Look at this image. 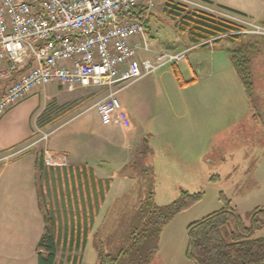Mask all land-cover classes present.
I'll return each instance as SVG.
<instances>
[{
	"label": "crops",
	"instance_id": "1",
	"mask_svg": "<svg viewBox=\"0 0 264 264\" xmlns=\"http://www.w3.org/2000/svg\"><path fill=\"white\" fill-rule=\"evenodd\" d=\"M145 7L146 0L138 6L137 10L141 12L138 16L142 17ZM185 46H188L186 39L179 47L168 45L158 49L150 45V48L160 51ZM202 46H208V50L197 49ZM202 46L191 50L194 51L191 54L193 63L187 55L184 62L174 66L182 81L191 83L180 85L174 67L165 66L117 92L121 108L129 117L126 126L102 124L95 109L91 108L101 97L92 104L83 105L81 99L71 96L88 88L67 93L55 85L32 94L0 116V264H37L36 246L44 231L45 216L54 223L56 264H97L101 240L105 246L110 245L105 238L111 237L113 229L116 230V221L123 220L119 216L115 224L110 222V215L116 213L117 207L119 212L122 211L121 204L131 208L126 212L130 214L127 228L124 227L126 234L130 231L131 212L141 202L142 189L140 186L137 197L135 190L131 192V185L126 189V183L139 181L141 185V176L130 165L143 138L159 136V128H154L153 122L159 124L166 113L176 109V102L183 105L185 113H174L175 117L184 118L188 113V135L194 138L195 116L191 112L196 111L189 110L183 99L178 103L174 95H181L183 90L192 86L210 90L215 80L227 78L234 70L226 52L228 47L217 50L214 43ZM140 54L145 57L152 55L142 51ZM251 62L254 76L256 57ZM59 95L69 102L67 110L71 113L67 119L57 122L54 119L53 126H50V120L39 124L37 120L45 109L44 102L50 97L59 99ZM196 101L194 97L192 103ZM35 128L47 134L40 150L44 164L40 172L36 167L38 152L31 150L34 142H30ZM48 157L59 158L64 164L46 165L44 160ZM214 164L215 161L210 165ZM103 165L108 167L107 170ZM199 173L205 175L202 168ZM211 176L215 175L210 173ZM39 177L44 184L42 191L37 182ZM115 189H119L117 195ZM129 193L135 196L131 202L125 200ZM106 251L109 252V247Z\"/></svg>",
	"mask_w": 264,
	"mask_h": 264
},
{
	"label": "rangeland",
	"instance_id": "2",
	"mask_svg": "<svg viewBox=\"0 0 264 264\" xmlns=\"http://www.w3.org/2000/svg\"><path fill=\"white\" fill-rule=\"evenodd\" d=\"M164 1L167 0H151L146 37L154 48L162 49L168 45L179 47L186 37L177 31L174 23L164 13ZM211 1L241 11L248 19L264 27V0ZM256 42L259 53L256 55V82L251 97L245 94L235 70L231 73L232 79L231 74L227 78H218L210 90H204L203 86L189 87L181 95H174V100L179 103L183 99L189 105V110L196 111L191 112L195 116L194 138H189L188 135V113L184 118L175 117V114H184L185 110L183 105L174 102L176 109L166 113L159 124L153 122V127L159 128V136H146L141 141L140 148L144 153L140 165L143 169L139 178L141 185L139 181H127L126 189L131 185V192L135 190L138 197L141 186V199L149 203L150 207L157 208L179 200L182 193L188 196L199 195L187 209L168 219L158 234L156 253L151 256L147 251L143 252L141 262L150 259L149 264H191L185 257L187 225L219 210L224 201H229L244 222H247L249 214L257 208L264 212V36L257 37ZM214 47L217 50L221 47L229 48L231 43L225 39L214 43ZM197 49L208 50V46ZM192 52L194 51L188 53V56L193 63ZM106 93L107 90L101 87H93L77 91L71 96L81 99L83 105H87ZM61 96H58L59 99L50 97L44 102L45 109L37 120L39 124L48 120L55 119L57 122L67 119L71 113L67 110L69 102ZM194 97L197 101L193 104ZM54 123L52 121L50 126ZM41 136L42 132L35 128L30 142H34L31 150L36 153L42 150ZM214 161L216 164L210 165ZM197 162L200 163L196 164ZM107 168L106 166V170ZM201 168L205 175L199 173ZM210 173L215 176L210 178ZM37 182L42 191L44 184L40 177ZM117 193L119 189H115V194ZM129 194L125 200L131 202L134 193ZM188 196L183 200H188ZM121 207V212L117 207L116 213L110 215V222L113 224L119 216L123 220L116 221V230L113 229L111 237L105 238L110 242L106 246L111 254L123 248L121 243H124L127 235L125 228L130 213L126 212L130 207L123 204ZM260 217H264V214ZM104 244L101 240L100 250L106 253L107 247Z\"/></svg>",
	"mask_w": 264,
	"mask_h": 264
},
{
	"label": "built area",
	"instance_id": "3",
	"mask_svg": "<svg viewBox=\"0 0 264 264\" xmlns=\"http://www.w3.org/2000/svg\"><path fill=\"white\" fill-rule=\"evenodd\" d=\"M142 1L0 0V116L50 85L67 93L104 87L107 93L91 108L104 125H128L117 98L120 89L178 64L192 49L213 41L152 51L145 30L151 0H146L142 19L128 17L140 15ZM169 1L233 24L237 34L264 36V27L244 15L199 0ZM44 163L64 164L55 157Z\"/></svg>",
	"mask_w": 264,
	"mask_h": 264
},
{
	"label": "trees",
	"instance_id": "4",
	"mask_svg": "<svg viewBox=\"0 0 264 264\" xmlns=\"http://www.w3.org/2000/svg\"><path fill=\"white\" fill-rule=\"evenodd\" d=\"M202 2L213 5L208 0ZM215 6L244 15L225 6ZM162 9L177 31L185 35L188 46L208 39H213L212 43L228 40L231 43V47L226 49L229 60L245 94L252 96L254 76L251 61L259 53L256 36L237 34L238 27L233 24L177 2L164 1ZM128 17L142 19L134 14ZM174 73L180 85L191 82H183L175 67ZM143 154L139 146L133 156L135 160L130 165L138 172V176L143 172L140 166ZM36 167L38 172L44 169L42 151L36 154ZM186 196L188 195L182 193L179 200L159 208L150 207L149 203L141 199L131 216L132 227L124 238V243H121L123 248L115 250L113 254L101 250L97 264H149L150 259L141 262L143 252L154 255L158 247V234L168 219L187 209L199 198L195 194L184 201ZM261 214H264L263 210L257 208L249 214L247 222H244L229 201H224L219 210L187 225L185 257L191 264H264V217H260ZM36 253L37 264H56L54 223L46 216Z\"/></svg>",
	"mask_w": 264,
	"mask_h": 264
}]
</instances>
